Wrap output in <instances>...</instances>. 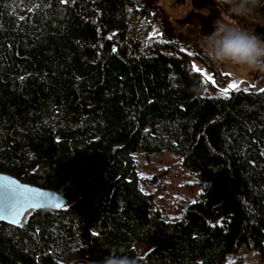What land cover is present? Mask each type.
I'll return each mask as SVG.
<instances>
[{"label": "trees", "instance_id": "obj_1", "mask_svg": "<svg viewBox=\"0 0 264 264\" xmlns=\"http://www.w3.org/2000/svg\"><path fill=\"white\" fill-rule=\"evenodd\" d=\"M191 55L216 70L159 0H0V171L67 198L0 221V264H226L264 245V85L217 94ZM136 149L205 179L183 218L141 188Z\"/></svg>", "mask_w": 264, "mask_h": 264}, {"label": "rangeland", "instance_id": "obj_2", "mask_svg": "<svg viewBox=\"0 0 264 264\" xmlns=\"http://www.w3.org/2000/svg\"><path fill=\"white\" fill-rule=\"evenodd\" d=\"M160 5L169 15L171 25L189 36L205 52L201 42L204 34L211 32L217 21H225L244 27L250 31L263 29L264 19L254 11L247 16L248 22L238 24L234 19L223 13L213 0H159ZM150 34H158L159 28L155 22L149 29ZM192 51L191 48H185ZM206 53V52H205ZM216 64V70L202 62L195 55H191V66L199 69L202 77L214 83L217 94H224V89H231L235 83L243 89H258L264 85V71L248 70L233 65ZM262 80V84H260ZM140 186L149 192L162 216L168 220H178L184 217V210L188 203L196 201L202 196L203 183L193 171L182 161V157L170 150L143 151L134 150ZM151 242H141L137 245L140 254L151 248ZM226 264H264V245L252 246L240 242L235 251L225 255Z\"/></svg>", "mask_w": 264, "mask_h": 264}, {"label": "clouds", "instance_id": "obj_3", "mask_svg": "<svg viewBox=\"0 0 264 264\" xmlns=\"http://www.w3.org/2000/svg\"><path fill=\"white\" fill-rule=\"evenodd\" d=\"M228 5L236 17H246L260 5V0H216ZM201 42L208 57L215 63L233 65L248 70L264 71V36L242 26L217 21ZM105 264H135L128 257L111 256Z\"/></svg>", "mask_w": 264, "mask_h": 264}, {"label": "water", "instance_id": "obj_4", "mask_svg": "<svg viewBox=\"0 0 264 264\" xmlns=\"http://www.w3.org/2000/svg\"><path fill=\"white\" fill-rule=\"evenodd\" d=\"M263 36V29L255 30ZM67 203V198L52 188H45L24 182L17 176L0 171V221L16 225L25 213L37 208H59ZM59 205V206H58ZM72 264H87L77 259Z\"/></svg>", "mask_w": 264, "mask_h": 264}, {"label": "snow or ice", "instance_id": "obj_5", "mask_svg": "<svg viewBox=\"0 0 264 264\" xmlns=\"http://www.w3.org/2000/svg\"><path fill=\"white\" fill-rule=\"evenodd\" d=\"M196 71H200V70H199V69H196ZM230 87H231V88H235V87H237V85H236L235 83H233ZM228 91H229V89H224V90H223V93H224L225 95H227ZM261 91H264V90H261ZM58 206H59V205H58Z\"/></svg>", "mask_w": 264, "mask_h": 264}]
</instances>
